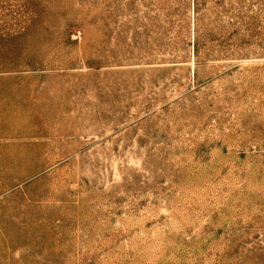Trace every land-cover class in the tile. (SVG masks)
I'll return each mask as SVG.
<instances>
[{"label":"rangeland","instance_id":"obj_1","mask_svg":"<svg viewBox=\"0 0 264 264\" xmlns=\"http://www.w3.org/2000/svg\"><path fill=\"white\" fill-rule=\"evenodd\" d=\"M0 264H264V0H0Z\"/></svg>","mask_w":264,"mask_h":264}]
</instances>
